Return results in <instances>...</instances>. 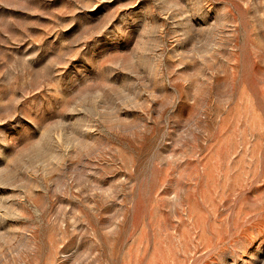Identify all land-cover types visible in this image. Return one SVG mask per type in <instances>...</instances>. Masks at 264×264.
Segmentation results:
<instances>
[{"label": "rangeland", "instance_id": "374dc122", "mask_svg": "<svg viewBox=\"0 0 264 264\" xmlns=\"http://www.w3.org/2000/svg\"><path fill=\"white\" fill-rule=\"evenodd\" d=\"M0 264H264V0H0Z\"/></svg>", "mask_w": 264, "mask_h": 264}]
</instances>
